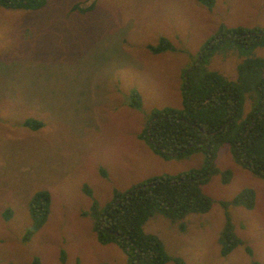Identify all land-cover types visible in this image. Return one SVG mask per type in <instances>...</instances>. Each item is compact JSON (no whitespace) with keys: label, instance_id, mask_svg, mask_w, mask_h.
Instances as JSON below:
<instances>
[{"label":"rangeland","instance_id":"374dc122","mask_svg":"<svg viewBox=\"0 0 264 264\" xmlns=\"http://www.w3.org/2000/svg\"><path fill=\"white\" fill-rule=\"evenodd\" d=\"M235 28L264 29V0L0 7V264H127L115 244H99L91 206L101 211L115 192L206 167L203 152L163 159L142 135L153 111L182 109L184 76L194 67L235 80L249 58L264 59V48L243 49L234 38L215 41L207 58L202 47ZM161 38L174 50L153 52ZM248 94L240 119L252 109ZM28 119L43 125L31 130ZM215 166L201 187L212 200L207 213L172 221L153 211L144 223L166 264H264V177L240 166L227 145ZM249 189L252 208L231 203ZM41 191L50 195L48 216L24 240L34 224L31 199ZM226 222L239 244L223 256Z\"/></svg>","mask_w":264,"mask_h":264},{"label":"trees","instance_id":"16d2710c","mask_svg":"<svg viewBox=\"0 0 264 264\" xmlns=\"http://www.w3.org/2000/svg\"><path fill=\"white\" fill-rule=\"evenodd\" d=\"M198 1L209 8L213 5V0ZM44 3L45 0H0V7L28 9L41 7ZM222 32V38L214 37L202 47L208 54L207 58L215 51L217 43L214 42L219 39H237L239 47L243 49L245 46L249 50L264 48V29L235 28ZM150 49L159 53L167 49L174 50V47L161 38ZM255 61L257 63H253ZM181 91L182 109L153 111L142 137L151 150L163 159L203 152L206 167L178 176L153 177L124 193L115 192L112 201L101 211L95 209L96 203L91 206V215L94 214L97 219L94 228L99 244H115L126 255L127 264H166L168 261L160 240L143 230L144 223L153 211L174 221L192 213L204 214L211 209L212 200L202 193L201 187L209 176L219 171L215 166L219 148L229 146L240 166L256 176L264 177V59L249 58L235 80H228L216 72L201 73L194 67L185 74ZM244 91L250 92L248 98L252 101V109L248 116L240 119L241 105L245 101ZM134 99L137 100L136 95L133 96V102ZM23 125L35 130L43 124L28 119ZM84 192L91 195L88 189ZM254 197V191L249 189L231 203L250 209ZM225 205V202L221 204L223 208ZM49 206L50 195L47 192L33 195L30 213L34 224L24 240L45 223ZM222 233L219 243L222 245L221 255L224 256L239 241L231 234L227 222ZM34 261L32 264H38ZM174 263L183 264V261L178 258L174 259Z\"/></svg>","mask_w":264,"mask_h":264}]
</instances>
